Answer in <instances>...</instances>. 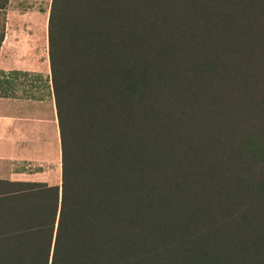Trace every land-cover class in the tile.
<instances>
[{
    "label": "trees",
    "instance_id": "obj_1",
    "mask_svg": "<svg viewBox=\"0 0 264 264\" xmlns=\"http://www.w3.org/2000/svg\"><path fill=\"white\" fill-rule=\"evenodd\" d=\"M46 39L59 183L0 179V264H264V0H50Z\"/></svg>",
    "mask_w": 264,
    "mask_h": 264
},
{
    "label": "crops",
    "instance_id": "obj_2",
    "mask_svg": "<svg viewBox=\"0 0 264 264\" xmlns=\"http://www.w3.org/2000/svg\"><path fill=\"white\" fill-rule=\"evenodd\" d=\"M50 0H7L0 42V179L58 184L60 151L44 23ZM44 16L42 37L30 25ZM26 25V28H24ZM36 52L40 57L35 58ZM42 56V57H41ZM48 72L46 95L40 70Z\"/></svg>",
    "mask_w": 264,
    "mask_h": 264
},
{
    "label": "rangeland",
    "instance_id": "obj_3",
    "mask_svg": "<svg viewBox=\"0 0 264 264\" xmlns=\"http://www.w3.org/2000/svg\"><path fill=\"white\" fill-rule=\"evenodd\" d=\"M34 18H33V20H31V21H28V22H30V25L32 26V22H33V26L32 27H34L35 29H36V34L38 35V37H42V32H43V24H42V22H45V17L46 16H44V18H43V20L44 21H42V17L43 16H41V15H39V14H34ZM24 28H26V25H24ZM44 29H46V24L44 23ZM40 55H42V54H40V52H36V56H35V58H38V57H40ZM42 57V56H41ZM47 69H45V70H40V75H41V77H42V92H43V94L44 95H46V88H48V83H47V80H48V72L46 71Z\"/></svg>",
    "mask_w": 264,
    "mask_h": 264
}]
</instances>
